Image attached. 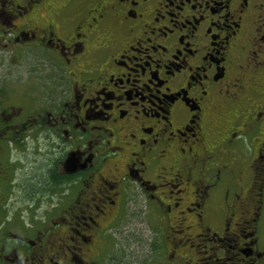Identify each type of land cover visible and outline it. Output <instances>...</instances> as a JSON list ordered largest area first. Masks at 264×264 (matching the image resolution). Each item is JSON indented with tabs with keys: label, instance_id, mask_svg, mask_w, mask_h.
Segmentation results:
<instances>
[{
	"label": "flooded vegetation",
	"instance_id": "obj_1",
	"mask_svg": "<svg viewBox=\"0 0 264 264\" xmlns=\"http://www.w3.org/2000/svg\"><path fill=\"white\" fill-rule=\"evenodd\" d=\"M19 62L0 264H104L145 229L147 264H264V0H0L3 86ZM29 143L53 159L12 210L7 151Z\"/></svg>",
	"mask_w": 264,
	"mask_h": 264
},
{
	"label": "rangeland",
	"instance_id": "obj_2",
	"mask_svg": "<svg viewBox=\"0 0 264 264\" xmlns=\"http://www.w3.org/2000/svg\"><path fill=\"white\" fill-rule=\"evenodd\" d=\"M5 66L4 69H10L13 74L8 78L5 77L6 80L19 76L24 79L19 81L18 84H15V86L9 82L5 83V86H3L0 80V111H9V107L11 106L22 105V102H25L24 99L27 98V95L34 90L33 80L30 79L33 74L29 76L30 80L25 79L27 73L30 72V68L24 67L25 65L21 62L16 66L11 64H6ZM11 148L13 149L8 150L7 152L11 157L10 159L15 162L17 170L15 172L16 178L13 182L14 186L11 189L13 193L10 198V203L12 204V210L18 207L19 209H24L27 198H20V194L24 189H31L37 186L43 178V167L46 165L47 161L53 159V154L49 153L48 155V150L50 149L48 146H39L32 143H29L28 147L22 146V148H14L12 146ZM19 163L20 165H18ZM32 204L33 203H31V205ZM129 224H132V226ZM124 226L141 228L144 227V224L139 217L136 218L135 216H132L123 219L118 227L123 228ZM151 237L152 234L149 229L112 232V235L106 238V243L104 244V246H106V253L103 258L104 264H147L146 256L149 247H145V245Z\"/></svg>",
	"mask_w": 264,
	"mask_h": 264
}]
</instances>
